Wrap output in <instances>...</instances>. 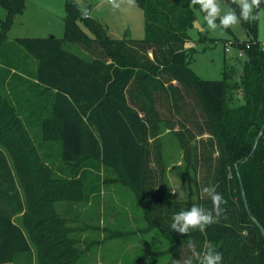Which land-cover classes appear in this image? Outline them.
I'll use <instances>...</instances> for the list:
<instances>
[{
  "label": "trees",
  "instance_id": "obj_1",
  "mask_svg": "<svg viewBox=\"0 0 264 264\" xmlns=\"http://www.w3.org/2000/svg\"><path fill=\"white\" fill-rule=\"evenodd\" d=\"M225 1L238 11L235 0ZM26 2L0 0V8L12 20L25 13ZM136 2L145 15L141 40L110 37L103 23L85 20L88 14L72 2L66 5L64 38L21 37L11 45L0 40V70L3 64L5 78L31 83L34 112H50L45 139L59 143L64 164L52 168L45 163L28 133L29 117H22L0 80V144L14 157L29 208L25 231L16 218L26 206L1 148L0 264H76L81 254L57 203H89L101 195L102 178L94 182L89 176L103 167L116 169L134 192L144 216L142 235L175 239L165 264L191 255L189 240L199 250L220 251L223 264H264V236L256 223L264 227V133L257 143L264 126L261 19L240 21L248 37L243 43L235 40L246 53L240 78L225 63L223 79L211 81L189 67L193 50L186 45L199 5L191 0ZM13 46L18 48L14 55ZM240 90L244 102L231 105ZM163 129L178 140L187 179H194L187 200L170 196ZM209 186L222 194L223 211H213L214 220L203 232L171 230L173 215L192 204L213 208L203 192Z\"/></svg>",
  "mask_w": 264,
  "mask_h": 264
},
{
  "label": "rangeland",
  "instance_id": "obj_2",
  "mask_svg": "<svg viewBox=\"0 0 264 264\" xmlns=\"http://www.w3.org/2000/svg\"><path fill=\"white\" fill-rule=\"evenodd\" d=\"M110 1L27 0L25 13L16 15L12 20L8 13L0 8V40L3 45H11L21 37L64 38L68 2L78 4L84 16L86 14L90 16L84 18L85 20L94 19L103 23L106 33L112 38L143 39L145 37V15L136 0ZM218 2L222 13L231 9L227 1L218 0ZM235 2L238 3V0ZM203 17L204 14L199 11L197 13L198 26L189 31L190 42L186 48L193 50L189 67L200 78L217 81L223 79L225 63H230L238 70L237 77L239 79L243 72L245 58L238 60L237 51L229 55L226 52V45L229 41L239 40L243 43L248 40L241 22L224 31L212 30ZM78 23L83 28L84 25L81 22ZM217 23H219L218 20ZM199 27L203 30L200 31ZM83 29L93 37L86 28ZM259 39L261 42L264 40L263 18L260 22ZM13 52L12 55L18 52V48L14 47ZM24 59L21 57L22 61ZM28 62L30 67L35 65L34 60ZM3 66L1 64L0 80H5V94L22 113V117H29L30 122H28L31 126L27 128L28 133L38 152L40 155L44 154V161L48 166L63 168L59 143L45 139L44 125L51 119L50 112H34L37 103L35 97L29 92L31 83L12 76L5 78L6 72ZM21 76L25 75L21 74ZM243 102L242 91H235L231 98V105ZM47 132L51 134L50 130ZM162 140L170 196L175 200H187L191 192L189 182H192V187H194V179L191 181L187 179L183 152L179 142L165 129L162 131ZM3 151L16 174L21 196L26 206V211L16 218V223L26 231L25 222L27 213H29L26 191L15 169L14 157L5 149ZM98 175L102 178L101 195L93 196L89 203L83 201L57 203V212L66 221L71 238L76 240L77 248L81 254V259L76 264H165L168 259L167 252L174 245L175 239L173 237L164 238L153 232L142 235L144 216L134 192L120 180L116 169L103 167L100 172L93 171L90 173V180L97 182ZM59 176L63 180H73L71 175ZM161 251H165L164 257ZM148 252H153L155 255L152 256L156 259L153 260V257L147 256Z\"/></svg>",
  "mask_w": 264,
  "mask_h": 264
},
{
  "label": "clouds",
  "instance_id": "obj_3",
  "mask_svg": "<svg viewBox=\"0 0 264 264\" xmlns=\"http://www.w3.org/2000/svg\"><path fill=\"white\" fill-rule=\"evenodd\" d=\"M191 3L199 5L200 11L204 14V20L212 30L224 31L240 21H258L264 18V7L261 6L264 0H238V11L236 8H231L223 13L218 0H191ZM203 192L211 199L213 208L206 209L200 204H192L189 208L173 215L171 230L179 234H189L194 230L203 232L214 220L213 211L217 214L223 211L222 194L216 191L214 186L205 187ZM187 247L191 255L183 256L179 261L176 260V264H223V254L213 247L199 250L192 240L188 241Z\"/></svg>",
  "mask_w": 264,
  "mask_h": 264
},
{
  "label": "built area",
  "instance_id": "obj_4",
  "mask_svg": "<svg viewBox=\"0 0 264 264\" xmlns=\"http://www.w3.org/2000/svg\"><path fill=\"white\" fill-rule=\"evenodd\" d=\"M87 17L89 16L87 15ZM234 51H237L236 53L237 58H240V59L246 58L245 50L241 49L237 43L229 41V43L226 45V52L229 55H231L233 54Z\"/></svg>",
  "mask_w": 264,
  "mask_h": 264
},
{
  "label": "water",
  "instance_id": "obj_5",
  "mask_svg": "<svg viewBox=\"0 0 264 264\" xmlns=\"http://www.w3.org/2000/svg\"><path fill=\"white\" fill-rule=\"evenodd\" d=\"M197 26H198V22L195 23V27H197ZM200 29L203 30L202 28H200ZM263 133H264V126H263V128H262V130H261V133H260L258 139H257V143L260 141V139H261ZM243 197H244V201H245V203H246L247 209L249 210V206H248V202H247V198H246V194H245L244 189H243ZM255 221H256V220H255ZM256 223H257L258 226L260 227V229H261V231H262V234H263V236H264V227H263L260 223H258L257 221H256Z\"/></svg>",
  "mask_w": 264,
  "mask_h": 264
},
{
  "label": "crops",
  "instance_id": "obj_6",
  "mask_svg": "<svg viewBox=\"0 0 264 264\" xmlns=\"http://www.w3.org/2000/svg\"><path fill=\"white\" fill-rule=\"evenodd\" d=\"M111 2V1H110ZM201 27H199V30L201 31V29H200Z\"/></svg>",
  "mask_w": 264,
  "mask_h": 264
}]
</instances>
